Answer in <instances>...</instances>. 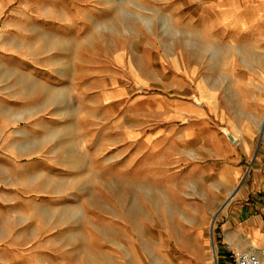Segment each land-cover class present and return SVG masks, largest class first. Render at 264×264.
Returning <instances> with one entry per match:
<instances>
[{"label": "crops", "instance_id": "crops-1", "mask_svg": "<svg viewBox=\"0 0 264 264\" xmlns=\"http://www.w3.org/2000/svg\"><path fill=\"white\" fill-rule=\"evenodd\" d=\"M175 12L180 60H155L166 93L140 97V117L117 113V165L165 183L177 197L150 194L156 213L200 216L192 262L213 263L203 225L209 214L213 229L219 217L217 264L264 250V0H0V264H30V247L41 244L13 205V172L28 178L30 161L40 158L29 153L43 151L30 125L53 118L75 139L74 119L91 108L96 47L109 54L110 39L121 40L118 65L126 38L136 39L135 53L157 54L153 43L146 52V39L168 34L160 23L172 28ZM133 78L140 88L155 85ZM226 79H234L229 93L220 89ZM230 100L238 104L226 111Z\"/></svg>", "mask_w": 264, "mask_h": 264}, {"label": "rangeland", "instance_id": "rangeland-1", "mask_svg": "<svg viewBox=\"0 0 264 264\" xmlns=\"http://www.w3.org/2000/svg\"><path fill=\"white\" fill-rule=\"evenodd\" d=\"M173 21L170 29L160 23L168 34L146 39V52L152 51L148 45L153 43L157 54L135 53L132 45L136 39L126 38V52L118 65L113 52L117 44H122L121 40L117 43L110 39L109 54L96 47L99 52L93 55L91 108L87 116L78 112L74 119L75 139L67 126L55 127L53 118L38 119L44 130L30 125V132L43 139V151L29 153L30 157L40 158L30 161L28 178L20 171L13 172V189L17 191L13 205L29 218L28 237L41 241L30 247V264H201L191 259V234L202 222L200 216L193 212L156 213L150 194L160 195L161 199L170 194L169 200L177 197L166 190L165 183L152 181L139 170H123L117 165L122 152L117 149V113L140 117L138 106H134L140 97L166 93L165 86L157 83L161 78L156 75L155 60H180L182 21L178 12ZM134 76L155 85L137 87ZM242 81L236 79L235 85ZM233 83L234 79L222 80L220 89L229 93ZM228 97L232 99L234 95L230 93ZM104 99L108 101L107 107ZM237 104L226 101L224 109L228 111ZM58 141L61 143L54 149V142ZM68 146L71 150L63 148ZM245 175L246 181L251 172ZM207 216L203 219L205 236L210 245L214 242V254V249L219 250V217L213 229L215 215ZM223 264H232V260Z\"/></svg>", "mask_w": 264, "mask_h": 264}, {"label": "built area", "instance_id": "built-area-1", "mask_svg": "<svg viewBox=\"0 0 264 264\" xmlns=\"http://www.w3.org/2000/svg\"><path fill=\"white\" fill-rule=\"evenodd\" d=\"M234 264H264V250L260 254L252 251H241L236 255Z\"/></svg>", "mask_w": 264, "mask_h": 264}, {"label": "water", "instance_id": "water-1", "mask_svg": "<svg viewBox=\"0 0 264 264\" xmlns=\"http://www.w3.org/2000/svg\"><path fill=\"white\" fill-rule=\"evenodd\" d=\"M263 130H264V126L262 127V132H263ZM262 136H263V133L261 134V137H260V140H259V145H260V143H261ZM228 138H229V140H230L231 142H235L234 138H233L230 134H228ZM216 216H217V215H216Z\"/></svg>", "mask_w": 264, "mask_h": 264}, {"label": "bare ground", "instance_id": "bare-ground-1", "mask_svg": "<svg viewBox=\"0 0 264 264\" xmlns=\"http://www.w3.org/2000/svg\"><path fill=\"white\" fill-rule=\"evenodd\" d=\"M236 192V190H235ZM217 217V216H216ZM215 255V256H214ZM213 264H216V250L214 249V254L212 256Z\"/></svg>", "mask_w": 264, "mask_h": 264}]
</instances>
